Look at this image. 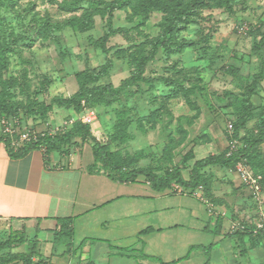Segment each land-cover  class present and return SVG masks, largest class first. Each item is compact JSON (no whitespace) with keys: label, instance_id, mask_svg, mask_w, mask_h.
Wrapping results in <instances>:
<instances>
[{"label":"rangeland","instance_id":"obj_1","mask_svg":"<svg viewBox=\"0 0 264 264\" xmlns=\"http://www.w3.org/2000/svg\"><path fill=\"white\" fill-rule=\"evenodd\" d=\"M112 1L0 0V118L15 110L39 130L53 124L63 132L91 112L94 135L122 158H137L131 167H150L160 176L180 167L186 179L196 160L227 150L228 125L236 123L249 102L252 111L240 135L252 138L259 133L264 127V80L255 87L252 83L264 62V48L261 57L254 51L264 35V0H232L194 10L170 34L177 45L160 48L146 66L145 81L118 96L107 95L103 103L84 102L83 110L54 103L75 96L82 86L119 87L136 70L137 58L162 38L168 23L165 11L153 9L149 0H133L114 11L100 5ZM105 34L110 37L102 49L99 42ZM85 72L93 76L89 85ZM50 104L53 108L44 115L43 108ZM190 152L193 158L187 160ZM257 154L261 160L255 156L251 164L264 175V142ZM205 170L214 182L232 181L227 171L237 174L227 166ZM179 188L175 185L171 192L180 193ZM194 191L205 194L201 186ZM262 200L259 203L252 192L224 198L230 213L223 217L228 232L236 231L238 224L257 227L264 193ZM211 225L205 233L219 235ZM188 238L182 229V243ZM8 239L9 230H0V244ZM229 240L242 253L239 264H264V235L247 242L243 238L239 245L235 238ZM256 252L258 257H252ZM28 254L20 244L0 248V260L14 258L10 264H27Z\"/></svg>","mask_w":264,"mask_h":264},{"label":"crops","instance_id":"obj_2","mask_svg":"<svg viewBox=\"0 0 264 264\" xmlns=\"http://www.w3.org/2000/svg\"><path fill=\"white\" fill-rule=\"evenodd\" d=\"M92 145L91 140H79L70 146L68 153L47 152L45 147H40L16 158L7 143L0 140V230L8 229L9 238L23 237L24 243L13 244L27 247L34 261L41 260L43 264L241 262L242 253L235 251L230 236L205 233L211 223L214 225L215 217L208 207L199 203L196 195L172 193L170 189L157 191L141 177L136 182H119L96 161ZM225 174L232 181L215 179L212 190L216 215L222 217L230 215L224 198L251 194L237 174L231 171ZM216 200L224 204L217 205ZM225 220L223 231L228 232ZM148 228L152 230L142 232ZM182 229L189 236L186 244L181 241ZM252 257H258V253Z\"/></svg>","mask_w":264,"mask_h":264},{"label":"trees","instance_id":"obj_3","mask_svg":"<svg viewBox=\"0 0 264 264\" xmlns=\"http://www.w3.org/2000/svg\"><path fill=\"white\" fill-rule=\"evenodd\" d=\"M133 0H114L112 2H101L100 5L104 6L105 10H112L122 7L124 5H129ZM151 7L153 9L163 10L167 13L168 23L163 29L162 38H158L154 40L151 44L152 49L148 54L141 55L136 60V70L131 74V76L127 79H124L119 87H115L113 83H104L97 84L91 86H82L81 90L73 97L70 98H57L54 100V103H59L60 105L65 106L66 108H74L83 110L84 102H100L103 103L106 100L107 95L118 96L124 89L133 86L139 85L141 82H144L146 77L144 76L146 66L149 62L155 59L159 49L168 50L172 48L177 43H173L170 38V34L174 30L176 23L183 21L186 19L194 10L200 9L205 5H229L232 0H149ZM110 34H105L104 37L100 38V47L103 49L106 47V41L109 39ZM182 47H179L181 49ZM264 48V35L261 37L260 41L255 45L254 51L261 57L262 50ZM0 65L1 58H0ZM95 69H93L94 71ZM106 70V65L102 67V71ZM93 76L89 72H85L84 81L88 85L92 82ZM264 80V62L260 72L254 79L252 85L254 87L256 84ZM252 87L251 93H254L255 88ZM1 99V97H0ZM1 103V100H0ZM249 102L248 106H245L243 110H241L237 114L236 123L233 124V132L230 134L228 132V140L230 138L237 139L240 144L238 145V149L235 150L232 154L228 155V147L224 153L211 155L205 158L198 159L194 162L192 167V175L189 179H186L182 173V169L177 167L173 170H170L168 174L165 176L158 175L152 168L150 167H131V163L137 162V158H122L120 155L116 154L112 151L109 143H104L100 139H98L94 133L92 132L89 123L81 122L74 123L71 128L66 131L59 132L57 135L52 136L46 133L44 136L40 137L38 140L32 141L28 144H25L18 151H12L11 154L13 157L20 158L28 154L31 150L45 147L46 151H61L62 153H68L69 148L72 144L78 143L79 140L86 142L91 140L93 143V153L96 158V161L101 163L103 167L109 171L112 177L122 183L136 182L140 177L144 176L147 181H149L152 187L157 191H165L174 189L175 185L181 187L182 190L180 193H187V191L195 193V189L199 186L203 187L205 190L204 196H206L210 201L215 202L214 195L212 192V185L214 182V177L211 173H207V170L204 169L212 166H227L236 171V164L241 159H246L249 167L255 174H260L262 176L261 184L264 191V175L260 172H263V169H256L252 166V161L255 156H258V159L261 156L257 154L258 148L264 142V127L259 130V133L254 135L252 138H244L240 135L242 129H245L247 124L248 116L251 114L252 105ZM53 104L45 106L43 108V114L49 113V111L53 108ZM247 105V104H246ZM3 108V107H2ZM3 116H15L20 117L19 113L15 110H8L6 113L2 114ZM79 139V140H76ZM0 140H4V136H0ZM75 140V141H74ZM193 158V152L187 156V160ZM263 164H264V159ZM257 170L259 172H257ZM237 173V172H236ZM242 180V179H241ZM244 183V182H243ZM245 184V183H244ZM246 185V184H245ZM176 190V189H175ZM180 191V188H179ZM264 193V192H263ZM200 201L201 198L196 195ZM218 200H216L217 202ZM206 204V203H205ZM208 212H209V206ZM216 213L215 211L211 212V214ZM214 233L215 234H225L226 236L238 238L239 241L243 240L246 237H254L255 239L259 236L264 235V228H261L254 232L256 229L255 226H245L242 228H237L236 231L229 233L223 231V217L216 215L214 216ZM152 228H148L142 232L151 231ZM25 240L23 237L17 238L15 235L10 237L7 241L0 244V248L7 247L12 245L13 243H24ZM29 257L25 258V262L27 264H43L42 261L33 260V253L29 252ZM189 253L184 256L182 259L187 258ZM14 260L13 257H6L0 260V264H10ZM161 264H164L161 261ZM207 264V263H206Z\"/></svg>","mask_w":264,"mask_h":264},{"label":"built area","instance_id":"obj_4","mask_svg":"<svg viewBox=\"0 0 264 264\" xmlns=\"http://www.w3.org/2000/svg\"><path fill=\"white\" fill-rule=\"evenodd\" d=\"M83 122L92 123L94 121V116L91 112H87L83 118ZM1 126H2V135L4 136V140L12 151H18L25 144H28L32 141L38 140L40 137L44 136L46 133L55 136L60 130L58 127L51 124L48 130H39L32 123H25L21 117H13V116H3L1 118ZM228 132L232 134L233 132V124L230 123L228 125ZM228 155L232 154L235 150L238 149V145L240 142L237 139L230 138L228 140ZM236 172L242 181L246 184V186L251 190L255 199L258 200L259 203L263 202V187L261 184L262 176L260 174H255L249 167L246 159H241L236 164ZM198 193V192H197ZM199 192L197 195L201 198V200L209 206V211H214V205L211 204V201L202 195ZM262 219L259 222V225L254 229V232L261 228H264V212L261 213ZM241 224H238V228H242Z\"/></svg>","mask_w":264,"mask_h":264}]
</instances>
